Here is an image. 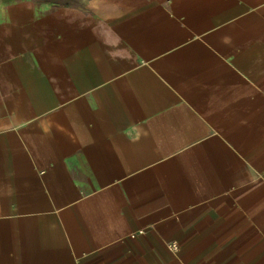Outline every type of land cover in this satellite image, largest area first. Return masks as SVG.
<instances>
[{
  "label": "crops",
  "instance_id": "0c3cea01",
  "mask_svg": "<svg viewBox=\"0 0 264 264\" xmlns=\"http://www.w3.org/2000/svg\"><path fill=\"white\" fill-rule=\"evenodd\" d=\"M0 264H264V0H0Z\"/></svg>",
  "mask_w": 264,
  "mask_h": 264
},
{
  "label": "built area",
  "instance_id": "2783aa9c",
  "mask_svg": "<svg viewBox=\"0 0 264 264\" xmlns=\"http://www.w3.org/2000/svg\"><path fill=\"white\" fill-rule=\"evenodd\" d=\"M171 247H172L174 250H177V249H178V244H177V243H173Z\"/></svg>",
  "mask_w": 264,
  "mask_h": 264
}]
</instances>
